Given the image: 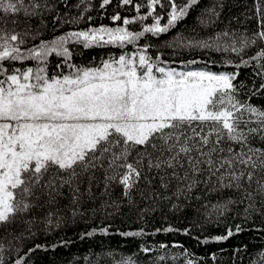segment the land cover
I'll return each mask as SVG.
<instances>
[{
    "label": "snow or ice",
    "instance_id": "obj_1",
    "mask_svg": "<svg viewBox=\"0 0 264 264\" xmlns=\"http://www.w3.org/2000/svg\"><path fill=\"white\" fill-rule=\"evenodd\" d=\"M66 2L0 0V264H5L6 245L16 250L26 238L59 227L63 212L82 216L84 205L98 199L101 209L112 210L108 215L118 213L125 201L130 211L143 213L137 195L141 201H167L173 211L184 201L209 197L201 207L206 217L217 220L227 217L234 206H244L242 213L237 212L242 223L227 226L224 234L205 237L201 243L226 242L243 232L249 220L264 217V103L251 102L264 94V0L253 2L248 19L256 27L251 31L233 29L229 22L208 37L178 35L163 44L174 54L178 49H201L238 56L239 63L230 57L223 63L237 68L251 65L261 81L243 99L245 85L236 83L238 73L214 71L208 62L192 70L189 65L194 60L178 70L171 66L175 61L162 60L161 51L150 54L153 44L132 53L124 51L95 66L75 64L73 52L66 47L72 42L85 49L100 44L123 49L136 45L146 34L159 39L201 0H142L134 8L137 13L144 8L146 14L111 16L124 26L90 27L43 39L41 29L47 27L48 17L57 4ZM85 3L80 0L76 7ZM111 3L102 0L99 7ZM131 4L133 0H118L117 7ZM222 8V0H217L203 9L197 17L199 25L215 26ZM87 11L85 7L77 17L53 19L73 23ZM149 18L153 22L140 31L126 27ZM254 47L255 54L245 59ZM53 54L61 59L55 73H50ZM117 188L120 194L114 199ZM96 231L109 234L107 227H101L85 235ZM173 231L180 230L156 228L152 235ZM183 232L190 235L188 228ZM120 234L149 235L144 229ZM41 247L36 244L28 252ZM168 248L163 243L155 249L142 244L139 251L149 264H168L180 256L185 257L183 264H197L186 249L172 255ZM260 257L264 264V251ZM112 261L138 264L132 256ZM9 264L27 261L18 255ZM95 264H102L100 256Z\"/></svg>",
    "mask_w": 264,
    "mask_h": 264
},
{
    "label": "trees",
    "instance_id": "obj_2",
    "mask_svg": "<svg viewBox=\"0 0 264 264\" xmlns=\"http://www.w3.org/2000/svg\"><path fill=\"white\" fill-rule=\"evenodd\" d=\"M101 2L102 0H86V3L80 7H76L77 4H80V0H67L66 3L57 4L55 11L48 17L47 27L41 29L42 38L50 41L68 31H82L101 25H123L122 20L113 22L111 16L119 12L122 18H133L139 14H146L147 11L144 8L140 13L135 11L134 4H139L142 0H133V4L122 7H117L118 0H112V3L104 9L99 7ZM222 2L223 8L218 9L221 13L220 18L212 28L201 27L197 17L201 15L203 9L216 4L217 0H201V3L183 21L159 39L146 34V37L137 41L136 45H125L123 49L103 44L85 49L82 45H74L72 42L66 47H69L73 52L75 64L95 66L99 65L102 60L118 57L124 51L132 53L138 47L153 44L155 47L149 50L150 54L155 55L157 50L161 51L163 53L162 60L175 61L174 64H171L173 67L184 68L187 62L194 60L196 63L189 65L194 70L203 68L205 62H208L209 67L214 71L238 73L236 83L243 82L245 85L241 94L243 99L251 94L254 87L259 88L261 81L254 75L251 65H241L237 68L223 63L225 57H230L239 63V57L235 54L208 52L201 49H178L174 54L171 48L163 47L165 41H171L178 35L197 39L208 37L211 33L224 29L229 25V22L233 29L248 28L249 31L255 29L256 22L248 19L253 15L254 0H222ZM85 7L88 8V11L84 13L83 19L73 23L56 22V20H67L79 16ZM157 11L159 12L160 9L158 8ZM88 16H91L92 19L88 20ZM152 22V19L149 18L143 24L136 22L126 27L131 31H137L142 30L144 24ZM164 22L162 21V24ZM38 42V40L35 41V43ZM256 51L255 47L249 49L244 58L248 59ZM60 59L54 54L49 58L48 70L50 73H55V64ZM213 60L217 62L215 65L211 64ZM64 70L68 71L67 68ZM251 102L257 105L264 103V94L252 97ZM119 194L120 189L117 188L113 198L115 199ZM205 199H209V197H205L201 201H184L178 210L173 211L171 204L167 201H157L156 203L148 200L141 201L137 195V205L144 209L143 213L136 209L130 211L125 201L121 210L112 215H108V212L112 211L111 209L100 208L98 199L94 203L89 202L84 205V215L82 216L73 217L70 211L63 212V222L59 227H53L51 231H40L35 237L26 238L20 243L18 249L10 250L6 245L2 253L3 259L5 264H9L18 255L24 256L27 264H95L97 256H100L102 264H113V257L119 260L121 257L132 256L138 261V264H149L148 258L139 251L140 246L146 244L155 249L160 243H163L169 246L168 252L172 255L186 249L188 253L192 254L188 258L195 260L197 264H260V252L264 251V217L256 216L254 220H249L243 224L245 228L243 232L226 242L201 243L200 241L205 237L224 234L227 226L234 228L235 224L242 223V216H238L237 212L242 213L244 207L243 205L234 206L227 217L217 220L215 217L208 218L204 215L205 210L201 205ZM210 199L214 203L216 195L212 194ZM67 203V200L63 201V204L67 205ZM169 226L180 231L160 232L152 235L156 228ZM101 227H107L109 234L105 235L96 231L92 236L85 235V233ZM185 228L190 229V235L184 234L183 229ZM140 229H144L145 233L149 235L124 237L120 234ZM36 244L43 247L29 253L28 249L35 248ZM173 245L180 247H173ZM156 254L154 252L153 256ZM184 259V256H180L174 262L170 259L168 264H183Z\"/></svg>",
    "mask_w": 264,
    "mask_h": 264
},
{
    "label": "rangeland",
    "instance_id": "obj_3",
    "mask_svg": "<svg viewBox=\"0 0 264 264\" xmlns=\"http://www.w3.org/2000/svg\"><path fill=\"white\" fill-rule=\"evenodd\" d=\"M144 25H149V24H144ZM101 26H107V27H117V26H124V25H116V26H112V25H101ZM100 27V26H99ZM141 29L137 30V31H140ZM131 31V30H130ZM178 70H181L183 68H177ZM198 69H201V68H198ZM198 69H195V70H198ZM194 70V69H192Z\"/></svg>",
    "mask_w": 264,
    "mask_h": 264
}]
</instances>
